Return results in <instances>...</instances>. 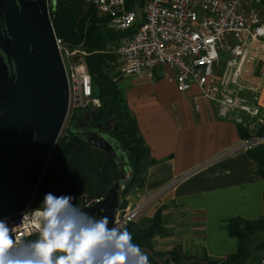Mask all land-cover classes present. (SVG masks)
<instances>
[{"label": "crops", "instance_id": "1", "mask_svg": "<svg viewBox=\"0 0 264 264\" xmlns=\"http://www.w3.org/2000/svg\"><path fill=\"white\" fill-rule=\"evenodd\" d=\"M262 57L259 48L249 47L237 81L243 89L238 94L241 101L260 112H264ZM228 59L225 53L220 55L216 76ZM250 61L254 62L253 72L250 66L246 68ZM172 75L164 66L148 78L122 76L118 83L150 162L142 174V185L131 191L136 197L131 203L142 204L145 217L155 215V222L156 214L169 215V223L163 227L169 230L168 236L155 240L166 251L164 256L172 250L177 256L199 250L209 262L224 261L235 255L237 242L218 224L264 217V184L241 146L246 141L242 136L246 138L251 131L250 121L256 118L240 110H233L228 118L218 117L217 106L203 102L194 87L187 93L176 92ZM156 225H151V233L157 231Z\"/></svg>", "mask_w": 264, "mask_h": 264}, {"label": "built area", "instance_id": "2", "mask_svg": "<svg viewBox=\"0 0 264 264\" xmlns=\"http://www.w3.org/2000/svg\"><path fill=\"white\" fill-rule=\"evenodd\" d=\"M84 1L108 19L106 27L116 32L129 30L133 23L138 25L132 35L120 39L119 45L107 47L106 53L118 61L121 76L148 78L154 70L166 66L173 71L171 79L176 92L187 93L194 87L203 102L217 106L218 117L228 118L233 110H240L257 119L260 111L241 101L238 94L243 89L237 81L249 47L259 48L264 55V23L255 11L262 0H144L141 7L134 2L130 8L126 6L127 0ZM55 42L60 56L61 44L56 39ZM223 53L229 59L216 76L218 59ZM63 65L62 61L69 120L74 109L93 110L99 102L90 94V77L81 56L79 63ZM76 66L79 68L75 69ZM254 144L255 141L241 142L245 151ZM101 199L83 201L82 208ZM32 210L28 208L16 217L5 218L10 227H16L18 240L37 237L34 226L22 222L23 214ZM141 210L142 204L119 208L114 214V225L128 230Z\"/></svg>", "mask_w": 264, "mask_h": 264}, {"label": "water", "instance_id": "3", "mask_svg": "<svg viewBox=\"0 0 264 264\" xmlns=\"http://www.w3.org/2000/svg\"><path fill=\"white\" fill-rule=\"evenodd\" d=\"M47 11L46 0H0V220L29 208L67 117V83ZM84 141L111 157L105 140ZM123 181L120 175L82 210L109 216L111 227Z\"/></svg>", "mask_w": 264, "mask_h": 264}, {"label": "trees", "instance_id": "4", "mask_svg": "<svg viewBox=\"0 0 264 264\" xmlns=\"http://www.w3.org/2000/svg\"><path fill=\"white\" fill-rule=\"evenodd\" d=\"M143 1L127 0L126 6L130 8L136 2L138 7H141ZM46 2L48 5L47 15L55 39L60 42L61 47L82 53L81 58L90 77V94L98 100L99 104L93 110L90 108L82 111L74 109L66 123L65 130L56 137V143L51 150L52 153L45 164L43 175L33 192L34 195L28 207L30 210L42 207L44 196L47 193H52L55 196H72L73 203L82 209L83 195L88 194V198L93 200L100 199L117 179L110 176L114 170L113 162L109 159L106 162L98 160L100 152L95 156L96 171L86 169V156L89 157L92 151L75 130L84 119L93 128L101 126L121 153L120 163L128 177L124 185L121 186L123 191L120 193V197H124L128 189L140 188L143 181L142 174L150 165L147 159V148L144 147L141 136L137 133L133 116L125 105L122 90L118 86L119 81L106 76L103 66L112 56L110 53H106L107 47L116 44L121 38L132 35L138 25L133 23L129 30L116 32L114 29L106 27L108 19H97L92 16L93 7H89V10L81 13L82 0H46ZM257 135L264 136V125L261 126ZM244 139L246 138L242 136V140ZM245 156L255 163L254 172L264 184V143L261 146L248 149ZM92 178H95L94 183H92ZM119 204V208L123 209L124 203H121L120 200ZM263 219L264 217L260 220L245 222L237 218L219 223V229L226 231L231 238L236 240L237 248L234 256L230 255L224 261H214L212 264L244 263L249 257L246 253L248 237L254 231L264 229ZM149 227L142 234L135 231L132 233L128 227L133 242L150 235Z\"/></svg>", "mask_w": 264, "mask_h": 264}, {"label": "clouds", "instance_id": "5", "mask_svg": "<svg viewBox=\"0 0 264 264\" xmlns=\"http://www.w3.org/2000/svg\"><path fill=\"white\" fill-rule=\"evenodd\" d=\"M73 200L47 193L42 207L23 214L36 239L18 240L16 227L0 220V264H150L126 228L109 227V216L92 215Z\"/></svg>", "mask_w": 264, "mask_h": 264}, {"label": "rangeland", "instance_id": "6", "mask_svg": "<svg viewBox=\"0 0 264 264\" xmlns=\"http://www.w3.org/2000/svg\"><path fill=\"white\" fill-rule=\"evenodd\" d=\"M82 3H83V8L81 9V13H84L86 10H89V6L86 4V2L84 0H82ZM255 11L257 12V15H258L257 18L261 22L264 23V0H262L256 6ZM91 12H92L93 17H95L97 19H99V18L103 19L101 17V15L96 13L94 10ZM119 43L120 42H117L116 44H113V46H117V45H119ZM80 53L81 52H79V51H74V50L70 51V50H68L67 47H62L61 51H60V56H62V61L64 63L63 66L66 67L69 64L79 63L80 56H81ZM262 58H264V55ZM117 63H118V61H117L116 57L114 55H112L110 58L107 59L106 63L103 64V66L105 68V75L108 77H111L113 79H116V81L118 82L119 80H121L122 76L118 73ZM253 63H254L253 61H250V64H247V66H246V68H248L250 66V68H251L250 70H252V72L254 70ZM219 65H220V63H219ZM219 65L217 67L218 71H219ZM250 70H248V71H250ZM246 71L247 70L245 69V72ZM67 120H68V117L66 118V120H64L61 131H60V133H58V136L62 133L63 130H65ZM256 120L250 121V124H251L250 127L251 128L249 130H251V131H248L245 135L246 141H255V144L253 145V147L261 146V144L264 143V136L259 137L257 135L261 126L264 125V112L263 111H261L258 114V117ZM258 120L259 121L261 120L262 123H260V124L257 123ZM86 122H87V124L85 123L86 125H84V128L81 132L84 131V132L90 133L93 130V126L90 123H88V121H86ZM91 151L92 152L89 155V157H88V155L86 156L87 157L86 169L88 171H91V170L96 171V169H97L96 165L97 164L95 161V159H96L95 156H96V154H98V152L101 153V154H98V155H100L99 159H98L99 161H105L106 162L110 158L108 156H106V154L103 153L102 151H99V150L96 151L93 149H91ZM113 164H114V167H113L114 170L112 171L110 176L114 179L117 178L116 179V181H117L119 176L122 175L124 177V181L122 184V186H123L127 180V177H128L127 172H125V170L123 169V167L120 166L119 163H113ZM94 181H95V178H92V183H94ZM89 189H90V187H89ZM119 190L120 191H119L118 201L121 200V203H124L123 208H127L126 207L127 204H131L128 208L132 207L133 203H131V202L135 201V199H136V197H134L131 194V191L133 189H128L126 194L124 195V197H120V193H122V191H123L121 186H120ZM88 197H89L88 194L83 195V198H84L83 200L84 201L91 200ZM262 198H263V204H264V193L262 195ZM168 210H169L168 207L164 208L165 212H167ZM144 212H145V209L143 208L141 210V213H139V217L137 218V220L134 221L135 223L132 222L131 226H129V230H131L132 233L135 231V232L142 234L143 232L146 231V229L149 226H150L149 228L151 230V225H155V223H157V225H156L157 231L156 232L150 233V235H148L147 237L142 238L141 240H139L137 242L136 241L134 242V243L138 244L144 252L147 253V255L149 257L150 264H170L171 261L174 264H212V262H214V261L209 262L205 259L204 256L199 255V252H198L199 250H195V247L197 245H195L193 247V249L195 251L193 253L191 252L190 255L177 256L174 253L175 250H172L170 253H167V254H165L166 256H164V253L166 251L163 252L162 248H158V245H157L158 243H156L155 240L159 236H161L163 238H166L168 236L169 230L163 229V227L166 226L165 224L169 223V219H168L169 215L164 214V217L162 218L161 216L156 214L157 220L155 222V215H154V218L149 219V217H145ZM162 221L164 222V224L162 223ZM263 221H264V219H263ZM33 238H35V237H33ZM248 239L249 240H248V243L246 245L247 246L246 253H247V256H249V257L242 264H264V229L262 231H254L251 234V236L248 237ZM166 247H167V249L170 248L169 245ZM174 248H175V246H174Z\"/></svg>", "mask_w": 264, "mask_h": 264}, {"label": "flooded vegetation", "instance_id": "7", "mask_svg": "<svg viewBox=\"0 0 264 264\" xmlns=\"http://www.w3.org/2000/svg\"><path fill=\"white\" fill-rule=\"evenodd\" d=\"M85 123L87 124L86 119H84L82 122H80L78 124V127H76L75 130L77 131V135L79 137H81V139L83 141H84V138H86L87 135L95 136L96 139L100 138L102 140H105L110 145V148L113 149V153H112L111 157H109L110 158L109 160H111V162H113V163H119L120 166L122 167V165L120 163L121 162L120 161L121 153L119 152V149H117V147L115 146V143L108 138V136L106 135L104 129L101 126H97V128H93L92 132H90V133H87V132H84V131L81 132L83 130V128H84V125H86Z\"/></svg>", "mask_w": 264, "mask_h": 264}, {"label": "bare ground", "instance_id": "8", "mask_svg": "<svg viewBox=\"0 0 264 264\" xmlns=\"http://www.w3.org/2000/svg\"><path fill=\"white\" fill-rule=\"evenodd\" d=\"M78 68H79V66H76V67H75V69H78Z\"/></svg>", "mask_w": 264, "mask_h": 264}]
</instances>
